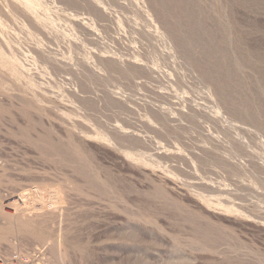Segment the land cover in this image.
I'll list each match as a JSON object with an SVG mask.
<instances>
[{"label": "rangeland", "instance_id": "rangeland-1", "mask_svg": "<svg viewBox=\"0 0 264 264\" xmlns=\"http://www.w3.org/2000/svg\"><path fill=\"white\" fill-rule=\"evenodd\" d=\"M34 1L0 0V248L264 264V0Z\"/></svg>", "mask_w": 264, "mask_h": 264}, {"label": "built area", "instance_id": "built-area-1", "mask_svg": "<svg viewBox=\"0 0 264 264\" xmlns=\"http://www.w3.org/2000/svg\"><path fill=\"white\" fill-rule=\"evenodd\" d=\"M0 264H33L21 248L8 251L0 248Z\"/></svg>", "mask_w": 264, "mask_h": 264}, {"label": "bare ground", "instance_id": "bare-ground-1", "mask_svg": "<svg viewBox=\"0 0 264 264\" xmlns=\"http://www.w3.org/2000/svg\"><path fill=\"white\" fill-rule=\"evenodd\" d=\"M23 1H26V2H27L26 5L28 4L30 7H34L36 4H38V2H37V1H34V0H22V2H23ZM172 1H173V0H172ZM175 1H177V0H175ZM182 1H183V0H182ZM182 1H181V3H182ZM173 2H174V1H173ZM179 2H180V1H179ZM24 3H25V2H24ZM181 3H180V5H181ZM177 4L179 5V3H176V5H177ZM184 4L187 5V4H186V0H185V3H184ZM13 5H14V4H13ZM38 5H39V4H38ZM59 5H60V4H59ZM172 5H173V4H172ZM180 5H179L178 7L182 8L183 5H181L182 7H181ZM185 5H184V6H185ZM190 5H191V4H190ZM171 7H172V6H171ZM171 7H170V8H171ZM198 7H199V6H198ZM185 8H187V7H185ZM37 9H38V8H37ZM173 9H174V8H173ZM180 10H181V9H180ZM182 10H183V8H182ZM184 10H186V9H184ZM182 12H183V11H182ZM182 12H181V13H182ZM175 13H176V12H175ZM184 13H187V12H184ZM182 14H183V13H182ZM185 15H186V14H185ZM193 15H194V13H193ZM179 16H180V15L177 16V19H179L182 15H181L180 17H179ZM186 16H188V15H186ZM186 16H185V17H186ZM178 17H179V18H178ZM192 17H193V16H192ZM181 18H182V17H181ZM186 18H187V17H186ZM193 18H195V16H194ZM196 18H197V17H196ZM187 20H188V19H187ZM193 20H195V19H193ZM200 20H201V19H200ZM185 21H186V20H185ZM188 21H189V20H188ZM197 21H198V19H197ZM189 22H190V21H189ZM189 22H188V23H189ZM194 22H195V21H194ZM199 22H200V21H199ZM176 23H178V22H176ZM186 23H187V22H186ZM204 23H205V22H204ZM182 25H186V24H182ZM187 25H188V24H187ZM35 26H36V25H35ZM203 28H204V27H203ZM188 29H189V27H188ZM190 29L193 30V28H190ZM190 29H189V30H190ZM198 29L200 30V29H202V28L199 27V28H197V30H198ZM199 30H198V31H199ZM193 31H195V30H193ZM194 33H195V32H194ZM197 36H198V35H197ZM195 38H196V37H195ZM195 38H194V39H195ZM199 38H200V37H199ZM196 40H197V38H196ZM224 42H225V41H224ZM184 45H185V44H184ZM185 47H186V46H185ZM206 49H207V48H206ZM204 52H205V51H204ZM223 54H224V53H223ZM20 198H21V197H20ZM15 203H16V202H15ZM15 203H14V204H15ZM14 204L12 203L11 205H13L14 208H16V209H19V208H18V205L16 206V205H14ZM17 211H18V210H17Z\"/></svg>", "mask_w": 264, "mask_h": 264}]
</instances>
